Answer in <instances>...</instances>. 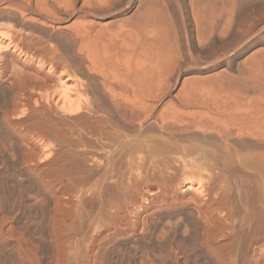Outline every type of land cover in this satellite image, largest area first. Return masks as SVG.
<instances>
[{
  "label": "rangeland",
  "instance_id": "374dc122",
  "mask_svg": "<svg viewBox=\"0 0 264 264\" xmlns=\"http://www.w3.org/2000/svg\"><path fill=\"white\" fill-rule=\"evenodd\" d=\"M55 1L44 5L48 3L59 20L51 18L44 5V11L26 10L20 0L0 1V24L12 26L7 41L12 46L0 52V264H264L263 176L243 167H222L224 144L218 130L227 126V117L215 118L212 109L188 107L180 101L187 92L185 81L231 76L236 80L228 83L229 88H237L244 97L238 98V107L244 108L251 98L262 104L264 0H115L105 11L89 8L86 0H73L70 13ZM194 5L207 9L202 14L215 7L223 10V5L233 7L229 34L219 35L224 22L218 19L213 38L199 46ZM148 9L163 38L157 57L128 53L127 60L148 66L149 58L156 59L159 70L166 71L177 51L184 56L179 69L164 74L169 86L153 100L151 116L130 106L131 100L139 106L143 102L132 88L128 93L117 88L120 97L116 92H112L116 98L110 95L100 68H94L75 34L86 22L118 25L137 21ZM247 29L253 38L245 39ZM254 57L250 74L245 63ZM60 75L73 91L84 90L80 113L76 108L75 113H67L55 105L54 83ZM159 114L169 116L165 129L159 127ZM201 117L214 122L217 131L193 123ZM108 129L123 132L121 140L127 146L106 138ZM161 138L201 146L205 164L184 168L170 163L174 155L162 154L157 161V153L136 148L138 141L158 144ZM235 138L229 144L241 153L264 152V141ZM129 143L136 146L130 149L131 154L137 151L138 159L128 152ZM187 171H193L196 179L184 175ZM185 179L195 181L199 190H186ZM211 187H218L217 192Z\"/></svg>",
  "mask_w": 264,
  "mask_h": 264
},
{
  "label": "bare ground",
  "instance_id": "6f19581e",
  "mask_svg": "<svg viewBox=\"0 0 264 264\" xmlns=\"http://www.w3.org/2000/svg\"><path fill=\"white\" fill-rule=\"evenodd\" d=\"M0 1H4V0H0ZM22 3V6L24 9H26L27 7L29 8H37V10H42L44 11L43 8H45L47 5H49L48 3H46L47 5L45 6V2L47 0H20ZM50 1H55V0H50ZM59 1L60 6L64 7L67 12H69L71 9L74 10V5H73V0H56L55 2ZM87 1V5H89V8H95L98 10H107L109 9L112 4L115 2V0H86ZM114 1V2H113ZM192 1V0H191ZM225 1V0H223ZM11 2V1H10ZM18 3V2H17ZM223 3V2H222ZM3 4V3H2ZM16 4V3H15ZM225 4V3H223ZM45 7H44V6ZM8 5H4L5 8H10ZM86 6V5H85ZM224 9L221 10L218 9L215 10V8H213L212 10H208V14L207 13V9H203L204 11H206V13L204 12V14H202L203 10L201 11V7L198 5H194L192 6V9L194 11L195 14V25H196V39H197V43L199 46L203 47L204 45H206L209 40H211L214 36V32L216 31L214 29V25L216 23H214L216 20L220 19L224 22V24H222V29L219 32L220 36H226L227 34H229V27L232 24V19H233V11L231 6H226L223 5ZM48 7V6H47ZM46 7V8H47ZM16 8V7H14ZM18 8V7H17ZM63 8V10H65ZM2 9V8H1ZM28 9V8H27ZM26 9V10H27ZM49 9V10H48ZM13 10V9H12ZM17 10V9H16ZM23 10V9H22ZM48 10V12H50V8H47L46 11ZM146 10V9H145ZM3 11V10H2ZM1 11V12H2ZM20 11V10H19ZM36 11V9H35ZM25 14L26 11H23ZM47 12V13H48ZM52 12V13H51ZM49 13V16H53L51 18H54V20H59V15L58 13H56L55 11H51ZM58 12V10H57ZM66 12V13H67ZM72 12V10L70 11ZM69 12V13H70ZM146 12V11H144ZM152 12V13H150ZM21 13V11H20ZM38 13V12H37ZM43 13V12H41ZM22 14V15H23ZM45 14V12L43 13ZM206 14V15H205ZM48 15V14H47ZM145 15V14H143ZM141 19V16H139V19H137V21L132 20V21H123L120 24L117 23L118 25H101V26H96L94 24H88V22H86L88 25L82 24L80 28H78L75 32L76 37L78 38L79 42V46L84 45L85 50L87 51V53L89 54V56H87L90 60L92 65L95 67H99L101 70V74L104 75V82L105 85L107 86V88L110 90L112 95L114 92H116V89L119 88L121 91L123 92H127L128 93V89L132 88L135 92V94L137 95L139 100V97L142 98V101L140 106L139 104H137V100L135 95L133 96L134 99L137 101H132L134 103L130 102V106H134L136 108H139L140 110H144L143 112H146L147 116H151L155 110V107L153 106V100H155L156 98L160 97L161 94L163 95L165 93V90L168 89L169 86V80L166 74L167 71L173 72L176 69H179L181 67V63H182V59L184 56L181 55L180 52L177 51L176 55L172 56V63H171V67L170 69H166V71L163 70H159L158 68V64L157 62L155 63V60H151L150 61V55L149 54H155L156 55V50L157 48H159L158 46H160L161 43V36L158 33V30L154 29L155 26V21H154V13L153 11H151V9L147 10L146 15ZM205 15V16H204ZM208 15V17H207ZM6 16V15H5ZM15 16V15H14ZM45 16V15H44ZM204 16V18H203ZM62 17V16H61ZM208 19H207V18ZM29 19V17H27ZM204 19V21H203ZM33 20V19H32ZM63 20V19H62ZM207 20V21H206ZM4 21V20H3ZM4 23V22H3ZM93 23V22H92ZM220 23V22H219ZM2 24V23H1ZM0 24V52L8 49L9 47H11L12 45L10 43H7V41H9V36H10V32L12 31V29H10L11 27H6V26H2ZM5 25V24H4ZM8 25V24H7ZM13 25V24H12ZM217 25V24H216ZM61 26V25H60ZM149 26V29H146V27ZM15 27V26H13ZM17 28V27H16ZM15 28V30H16ZM57 28V26H56ZM62 28V27H61ZM231 28V27H230ZM76 29V28H75ZM252 30V28H250ZM25 30V29H24ZM18 32V31H17ZM217 32V31H216ZM215 32V33H216ZM16 34V32H14ZM19 33V32H18ZM20 34V33H19ZM24 34V33H23ZM15 36V35H14ZM28 36V35H27ZM35 36V35H34ZM250 36H252L253 38V33H251L248 29L245 31V39L249 38ZM31 37V36H30ZM37 38V37H36ZM76 39V38H75ZM163 39V38H162ZM6 40V41H5ZM77 40V41H78ZM33 41V40H32ZM12 42V41H11ZM14 42V41H13ZM27 43V41H25ZM24 42V44H25ZM36 42V41H35ZM38 42V41H37ZM76 42V41H75ZM164 42V41H162ZM16 43V42H15ZM160 44V45H159ZM253 44L249 45L250 49L252 47ZM39 46V45H38ZM33 48V47H32ZM42 48V46H41ZM11 49V48H10ZM16 49V47L14 48ZM35 49V48H34ZM80 49V48H79ZM25 50V49H24ZM82 50H83V46H82ZM84 50V51H85ZM159 50V49H158ZM83 51V52H84ZM86 53V52H84ZM135 54L136 53H141V54H145V55H149V65L146 66L145 64H142L141 62L138 63H131L130 61L127 60V54ZM2 54V53H1ZM83 54V53H82ZM141 54H139L140 56H142ZM21 55V54H19ZM92 55V58H91ZM138 55V56H139ZM137 56V55H136ZM144 57V56H142ZM27 58V57H26ZM145 58V57H144ZM1 59V58H0ZM158 60V59H157ZM93 61V62H92ZM43 63V62H42ZM144 63V61H143ZM254 63H255V57L252 59H249V61H247L245 64L247 66V69L249 71V73H252V70L254 71ZM40 64V62L38 63ZM43 65V64H42ZM44 66V65H43ZM53 67V66H52ZM61 67V66H60ZM14 68V67H13ZM158 68V71H157ZM49 69V68H48ZM97 70V68H95ZM21 70V69H20ZM93 70V69H91ZM160 71V72H159ZM51 72V69L49 70V73ZM63 72V71H61ZM98 72V71H97ZM159 72V73H158ZM55 74V73H54ZM64 74V73H63ZM69 74V72H68ZM59 75V74H58ZM72 75V73L70 72V76ZM102 75V76H103ZM72 77V76H71ZM46 78V77H45ZM23 79V78H21ZM198 79V78H197ZM193 80V82L188 83V82H183L184 83V87H186L187 85V92L182 93V98H180L181 100V104L183 105H187L188 107H201V108H208V110L212 109V111L210 112V114H212V116H214L215 118H224L225 119L227 117L228 122H226L225 124L227 126H223L222 130H218L220 133L219 135L221 136L220 138L222 139V142L224 145H221L220 147H222V153H223V163L222 167H224L225 169L227 168H235L237 167L238 169L240 167L245 168L246 170H250L253 172H257V174H261L264 178V152H253V151H247L246 153H241L236 147H233L232 145H230V140L231 138H239L240 140L242 139L241 137H250L252 139L255 140H261L264 141V104L262 102V104H258V103H254L252 98L247 101V104L244 105V108H240L238 106H240V104L237 106L239 100L238 98L240 97V95L243 97V95L241 94V91H239L237 88L235 89H231L229 88V84L228 83H233V81L235 82L236 78L234 79V77H224L222 76L221 78H208V79H201V80ZM24 80V79H23ZM20 82V81H19ZM39 82V81H38ZM37 82V83H38ZM36 83V84H37ZM81 83V82H80ZM84 84V83H83ZM194 85V87H192V85ZM31 85V84H30ZM40 85V84H39ZM77 85V84H76ZM173 85V84H172ZM198 85V87H196ZM208 85H210V87H208ZM35 86V84H34ZM84 86V85H83ZM207 86V87H206ZM54 87L56 90V103L55 105L58 106L59 109L61 110H68L67 113L71 110L72 113L79 112L80 107L84 106L82 103V105L79 103L80 99L82 96V90L80 92V88L77 91H73L72 89H70L68 83H67V79L65 80L64 77H62V75L59 76L58 80L54 83ZM85 87V86H84ZM72 88V87H71ZM206 88V89H205ZM78 89V88H76ZM162 91L160 94L157 90ZM184 89V88H183ZM182 89V90H183ZM84 91V90H83ZM109 92V93H110ZM113 92V93H112ZM156 92H158L156 95ZM117 94V92L115 93ZM130 94V93H129ZM181 94V93H180ZM83 94V98H84ZM119 96V94H117ZM117 95H112L113 97H117ZM50 96V95H49ZM54 96V95H53ZM132 96V94H131ZM130 96V97H131ZM115 97V98H116ZM120 97V96H119ZM82 98V99H83ZM129 98V97H128ZM179 98V97H178ZM244 98V97H243ZM247 98V97H246ZM79 99V101H78ZM119 100V98H118ZM179 100V99H178ZM82 101V100H81ZM84 101V99H83ZM115 101V100H114ZM121 101V100H120ZM125 101V98H124ZM141 101V100H140ZM179 101V102H180ZM116 102V101H115ZM119 101H117L118 103ZM126 102V101H125ZM46 103L47 100H46ZM50 103V102H49ZM48 103V104H49ZM77 103V104H76ZM124 103V102H123ZM129 103V102H128ZM139 103V102H138ZM260 103V102H259ZM79 104L81 105L79 107ZM120 104V103H118ZM51 105V104H50ZM76 105V107H75ZM121 105V104H120ZM56 106V107H57ZM128 106V105H127ZM139 106V107H138ZM132 107V108H135ZM142 109H141V108ZM185 107V106H184ZM76 108V109H75ZM87 108V107H85ZM129 108V107H128ZM82 109V108H81ZM92 109V108H91ZM178 109V107H177ZM185 109V108H184ZM161 110V109H160ZM165 110V109H163ZM178 110H181L180 108ZM191 110V109H190ZM198 110V109H197ZM196 110V111H197ZM205 110V109H204ZM202 110V111H204ZM57 111V110H56ZM65 111V112H66ZM129 111V110H128ZM134 111V110H132ZM131 111V113H132ZM138 111V109H137ZM176 111V108H175ZM59 112V111H58ZM92 112V111H91ZM142 112V113H143ZM177 112V111H176ZM183 112H185V110H183ZM198 112V111H197ZM201 112V111H200ZM80 113V112H79ZM162 113V110H161ZM164 113V112H163ZM162 113V114H163ZM66 114V113H65ZM144 114V113H143ZM158 114V113H157ZM167 114V113H166ZM173 114V113H172ZM178 114V113H177ZM185 114V113H184ZM195 114V113H194ZM198 114V113H197ZM196 114V115H197ZM203 114H205V112H203ZM77 115V114H76ZM140 115V114H139ZM161 117H158V119L161 121V125L159 126L160 128L162 127L163 129L166 128V119L168 121V117H164L163 115L159 114ZM157 115V116H159ZM175 115V114H174ZM173 115V116H174ZM183 115V114H182ZM187 115V114H186ZM192 115V114H191ZM201 115L202 114H198ZM217 115V116H216ZM209 116V115H208ZM212 116H209V119H211ZM223 116V117H221ZM47 117V116H46ZM171 117V116H170ZM186 117V116H185ZM195 117V116H194ZM205 117V116H203ZM207 117V116H206ZM149 118V117H148ZM156 118V117H155ZM193 118V117H191ZM189 118V119H191ZM200 118V116H199ZM202 118V117H201ZM213 118V117H212ZM138 119V118H137ZM205 119V118H204ZM202 119H195L194 118V122L195 124L200 125H204L208 127V129L210 130H214L217 131L215 128L216 126H212V124L214 123L212 120H210L213 123H210L209 120H204ZM139 120V119H138ZM148 120V119H147ZM179 120V119H178ZM223 120V119H222ZM141 121V120H140ZM156 122V121H155ZM189 122V121H187ZM220 122V121H219ZM180 123V122H179ZM192 123V124H193ZM168 124V123H167ZM215 124V123H214ZM157 125V124H156ZM216 125V124H215ZM106 127V126H104ZM196 127V126H195ZM206 127V128H207ZM54 128V127H53ZM198 128V127H197ZM200 128V127H199ZM103 129V128H102ZM119 129V128H118ZM189 129V128H188ZM202 129V128H201ZM207 129V130H208ZM238 132L234 133V130ZM101 130V129H100ZM104 130V129H103ZM117 130V129H116ZM119 131V130H118ZM209 131V130H208ZM104 132V131H102ZM145 132V131H144ZM123 133V132H122ZM121 133V134H122ZM141 133V132H140ZM104 134V133H103ZM121 134L118 132L116 133L115 131H110L105 130V137L106 138H110L114 140H116V142H123L122 136ZM104 136V135H103ZM124 136V135H123ZM126 136V135H125ZM124 136V137H125ZM151 136V135H150ZM154 136V135H153ZM123 137V138H124ZM127 137V136H126ZM148 137V136H147ZM155 137V136H154ZM158 137V136H157ZM160 137V136H159ZM149 138V137H148ZM164 138V137H162ZM161 141H157L158 144H156V141L154 143H152V141L148 140L145 142H140L141 143L138 147L136 146H131V143L128 144L129 147V153L130 155H134L137 151H135V153L131 154V150L130 148L132 147H136L138 149H140V147L142 148V146L146 149V151L149 153L150 151H152V153H157V155L155 154L157 159V156L162 157V154H168V155H174L173 158H170V163L171 162H176V163H180L184 168H188V167H193L196 166L198 163H203L205 162L204 160H206L203 156L204 155V150L201 146L199 145H183L182 143H178L179 141H171L170 139H162ZM167 138V137H166ZM243 138V139H244ZM127 139V138H126ZM141 139V138H140ZM236 139V138H235ZM125 140V139H124ZM157 140V139H156ZM214 140V139H213ZM234 140V139H233ZM128 141V140H127ZM154 141V140H153ZM212 141V140H211ZM247 141V140H246ZM118 142V143H119ZM129 142V141H128ZM151 142V143H150ZM205 142V141H204ZM243 142V141H242ZM117 143V144H118ZM124 143V142H123ZM127 143V142H126ZM126 143H124V145H126ZM190 143V142H189ZM230 143V144H229ZM240 143V142H239ZM264 143V142H263ZM261 143V144H263ZM122 144V143H121ZM134 144V143H132ZM136 144V143H135ZM134 144V145H135ZM182 144V145H181ZM116 145V144H115ZM217 145V144H216ZM239 145V144H238ZM103 146V145H102ZM127 146V145H126ZM203 146V145H202ZM210 146V145H209ZM243 146V145H242ZM245 146V145H244ZM114 147V146H113ZM121 147V146H119ZM212 147V146H211ZM261 147V145H260ZM143 148V150L145 151V149ZM208 148V147H207ZM251 148V147H250ZM109 149V147L107 148ZM128 149V148H127ZM206 149V148H204ZM210 149V147L208 148ZM257 148H255L256 150ZM142 150V149H141ZM250 150V149H249ZM139 151V150H138ZM207 150H205L206 152ZM209 151V150H208ZM207 151V153H208ZM212 151V149H211ZM215 151V150H214ZM143 152V151H142ZM44 153V152H43ZM139 154H141V151L138 152ZM211 152H209L210 154ZM221 153V154H222ZM150 154V153H149ZM216 154V153H215ZM218 154V153H217ZM212 155V154H211ZM219 155V154H218ZM136 157V159H138V155L136 156V154L134 155ZM167 156V155H166ZM140 157V156H139ZM164 157V156H163ZM162 157V158H163ZM222 157V156H221ZM141 158V157H140ZM152 158V157H151ZM154 158V157H153ZM152 158V159H153ZM161 158V159H162ZM166 158V157H165ZM187 158V159H186ZM191 158V159H189ZM207 158V156H206ZM211 158V157H210ZM134 159V158H132ZM142 159V158H141ZM139 159V160H141ZM171 159H173L171 161ZM203 159V160H202ZM218 160V158H217ZM157 161H159L157 159ZM162 161H167V160H162ZM215 161V160H214ZM157 163V162H155ZM169 165V162H166ZM202 163V164H203ZM165 164V162H164ZM179 164V165H180ZM202 164H198L200 165L199 167H201ZM205 164V163H204ZM214 164V163H212ZM172 165V164H171ZM197 165V166H198ZM154 166H156L154 164ZM167 166V165H166ZM176 166V165H175ZM178 166V165H177ZM207 166V165H206ZM219 166V165H218ZM239 166V167H238ZM170 167V166H169ZM210 167V166H209ZM216 167V165H215ZM164 168V167H163ZM166 168V167H165ZM164 168V169H165ZM172 168V167H171ZM176 168V167H175ZM203 168V167H202ZM223 168V169H224ZM197 169V168H196ZM205 169V168H204ZM209 170V168H208ZM232 170V169H231ZM242 170V169H241ZM240 170V171H241ZM245 170V171H246ZM173 171V170H172ZM225 171V170H224ZM228 171V170H227ZM233 171V170H232ZM246 171V172H248ZM207 172V171H206ZM216 172V171H215ZM227 173V172H225ZM250 173V172H249ZM184 174V173H183ZM199 174V173H198ZM197 173L196 175L198 176V178L203 177V176H199ZM217 174V172H216ZM222 174V173H220ZM219 174V176H220ZM244 174V173H243ZM246 174V173H245ZM186 176H189L191 178V176L193 178H195L193 175H195V173L193 171H187L185 172ZM202 175V174H201ZM229 175V174H228ZM260 175V177H261ZM216 176V175H215ZM232 176V175H231ZM236 176V175H235ZM250 176V175H249ZM253 176V175H252ZM186 178V177H185ZM188 178V177H187ZM189 178V179H190ZM211 178V177H210ZM209 178V179H210ZM240 178V176H239ZM255 178V177H254ZM189 179H185L187 180V186L186 190H199L198 188H195L194 186V182L192 180ZM196 179V178H195ZM230 179V178H229ZM236 179V178H235ZM242 179V178H241ZM260 179V178H259ZM189 180V181H188ZM222 180L225 182V180L222 178ZM221 180V181H222ZM232 180V179H230ZM238 180V179H237ZM251 181V179H249ZM262 181V180H261ZM236 182V181H235ZM240 182V181H239ZM200 183V182H199ZM220 183V182H219ZM252 183V182H250ZM223 184V183H222ZM230 184V183H229ZM237 184V183H236ZM240 184V183H239ZM243 184V183H242ZM201 186V185H198ZM223 186V185H222ZM227 186V185H226ZM230 186V185H229ZM228 186V187H229ZM232 186V185H231ZM241 186V185H240ZM210 187V186H209ZM245 187V186H244ZM253 187V186H252ZM264 187V186H263ZM202 188V186H201ZM204 188V186H203ZM218 188V187H217ZM216 188V189H217ZM238 188V187H237ZM212 189V187H211ZM215 189V190H216ZM222 189V188H221ZM220 189V190H221ZM232 189V188H231ZM235 189V188H234ZM241 189V188H240ZM250 189V188H249ZM253 189V188H252ZM209 190V189H208ZM214 189H212L213 191ZM214 190V192H215ZM248 190V189H247ZM201 191V190H200ZM211 191V192H212ZM219 191V190H218ZM222 191V190H221ZM220 191V192H221ZM224 191V190H223ZM222 191V192H223ZM239 191V190H238ZM245 191V190H244ZM262 191V190H261ZM217 192V190H216ZM242 192V191H241ZM248 192V191H247ZM197 193V192H196ZM237 193V192H236ZM223 194V193H222ZM243 194V193H242ZM211 195V194H210ZM240 195V194H239ZM249 195V194H248ZM251 195V194H250ZM256 195V194H255ZM264 195V194H263ZM259 196V195H258ZM203 197V196H202ZM240 197V196H239ZM257 197V196H256ZM212 198V197H211ZM252 198V197H251ZM222 199V198H221ZM231 199V198H230ZM242 199V198H241ZM240 199V200H241ZM264 199V198H263ZM203 200V199H202ZM220 200V199H219ZM221 201V200H220ZM243 201V200H241ZM230 202V201H229ZM215 203V201H214ZM219 203V202H218ZM221 203V202H220ZM223 203V202H222ZM221 203V204H222ZM243 203V202H242ZM202 204V203H201ZM213 204V203H211ZM207 206V205H206ZM209 206V205H208ZM222 206V205H221ZM229 206V205H228ZM233 206V205H232ZM244 206V205H243ZM246 206V205H245ZM248 206V205H247ZM207 209V208H206ZM221 209V208H220ZM240 209V208H238ZM214 210V209H213ZM220 211V210H219ZM238 211V210H237ZM228 213V212H227ZM234 213V212H233ZM214 217V216H213ZM234 219V218H233ZM213 220V219H212ZM229 222V221H228ZM233 222V221H232ZM215 223V222H214ZM212 224V223H211ZM213 225V224H212ZM225 225V224H224ZM223 225V226H224ZM231 225V224H230ZM210 226V225H209ZM219 226V225H218ZM263 227V226H262ZM211 228V227H210ZM213 229V228H212ZM215 230V229H214ZM262 230V228H261ZM211 231V230H210ZM220 231V230H219ZM231 231V230H230ZM258 231V230H257ZM221 232V231H220ZM260 233V232H259ZM256 237V236H255ZM256 240V239H255Z\"/></svg>",
  "mask_w": 264,
  "mask_h": 264
}]
</instances>
